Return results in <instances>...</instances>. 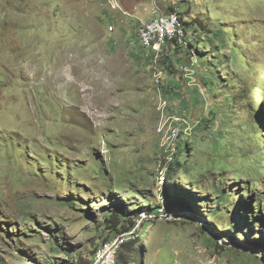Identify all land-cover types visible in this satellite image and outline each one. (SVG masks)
<instances>
[{
    "label": "rangeland",
    "instance_id": "374dc122",
    "mask_svg": "<svg viewBox=\"0 0 264 264\" xmlns=\"http://www.w3.org/2000/svg\"><path fill=\"white\" fill-rule=\"evenodd\" d=\"M116 2L0 0V264H264V0Z\"/></svg>",
    "mask_w": 264,
    "mask_h": 264
},
{
    "label": "built area",
    "instance_id": "2783aa9c",
    "mask_svg": "<svg viewBox=\"0 0 264 264\" xmlns=\"http://www.w3.org/2000/svg\"><path fill=\"white\" fill-rule=\"evenodd\" d=\"M112 0H110V3ZM116 0L112 3L113 9L119 5ZM157 14V15H156ZM155 18L143 22L138 30V39L144 49H151L160 52L162 47L171 44L182 46L186 44L187 33L183 25L182 17L177 12L164 14L159 10L155 11ZM112 30V28H110ZM124 236H117L106 240L101 249L97 252L92 264H118V255L123 244Z\"/></svg>",
    "mask_w": 264,
    "mask_h": 264
},
{
    "label": "trees",
    "instance_id": "16d2710c",
    "mask_svg": "<svg viewBox=\"0 0 264 264\" xmlns=\"http://www.w3.org/2000/svg\"><path fill=\"white\" fill-rule=\"evenodd\" d=\"M187 44H188V42L186 41V45H187ZM182 46H184V45H182ZM172 180H173V177H171L170 182H171ZM134 226H135V225L132 224L131 228H127V229H125L124 233L132 231V229L134 228ZM107 240H109V239H107ZM95 256H96V255H95ZM120 262L123 263V264H128V263H130L129 259H128L127 257H125V256L123 255V253H121V252H119V255H118V263H120Z\"/></svg>",
    "mask_w": 264,
    "mask_h": 264
}]
</instances>
